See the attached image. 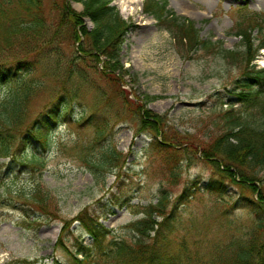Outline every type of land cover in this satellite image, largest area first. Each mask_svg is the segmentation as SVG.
Listing matches in <instances>:
<instances>
[{"label": "rangeland", "instance_id": "374dc122", "mask_svg": "<svg viewBox=\"0 0 264 264\" xmlns=\"http://www.w3.org/2000/svg\"><path fill=\"white\" fill-rule=\"evenodd\" d=\"M143 1L140 9L131 0L113 2L125 19L137 24L125 38L122 56L130 73L139 75V81L133 82L128 75L125 88L141 100L159 96L148 104V109L166 116L168 127L191 142L181 148L184 151L176 159V167L181 170L177 180L172 185L166 181L168 172L149 148L154 135L142 131L138 119L114 127L100 144H94L95 132L85 123L60 127L44 154L46 162L42 168L34 170L0 159V194L4 201L0 204V264L14 259L75 264L77 244L93 243L81 222L75 221L87 208L89 215L96 214L101 224L112 230L109 240L131 242L134 231L130 225L144 218L143 213L136 212L157 203L163 190L170 194L171 201L164 216H155L163 225L147 244L162 246L174 264H222L227 252L237 251L239 245L255 235L256 218L245 203L257 201L258 195L245 188L241 171L232 169L235 175L230 179L227 173L218 172L225 169L214 164L221 162L219 159L207 160L200 148L196 150V146L222 134V110L232 104L245 110L232 95L243 72L216 50L219 44L211 52L201 50L194 54L193 60L183 59L170 34L160 30L152 16L143 13ZM57 2L62 4L44 0L45 13L53 22L61 18ZM65 3L75 13L83 12L80 3ZM173 5L186 11H177ZM169 8L193 21L204 40L222 43L231 50L245 49L234 31L245 15H258L264 25V0H169ZM87 28L92 29V24ZM68 42L66 52L70 54L75 47ZM259 44L256 40L255 46ZM257 63L264 67V50ZM46 101L45 93L40 94L31 100L28 111L39 113ZM87 102L93 105V95H88ZM113 146L121 156L114 165L102 164L104 153ZM259 176L254 184L264 192V172ZM41 177L59 202L60 212L58 219L38 226L33 221L40 215L24 213L19 204H13L18 191L30 193ZM213 179L226 188L225 194L204 190L203 186ZM64 227V245L59 247L57 242Z\"/></svg>", "mask_w": 264, "mask_h": 264}, {"label": "trees", "instance_id": "16d2710c", "mask_svg": "<svg viewBox=\"0 0 264 264\" xmlns=\"http://www.w3.org/2000/svg\"><path fill=\"white\" fill-rule=\"evenodd\" d=\"M58 1L62 2L56 3L61 18L53 22L45 13L44 0H0V159L34 170L42 168L46 162L44 154L60 127L72 122L85 123L95 132L94 144H100L126 120L138 119L141 130L154 135L149 148L168 172L166 181L174 184L181 171L176 167V159L184 151L181 148L191 142L168 127L166 116L148 109V104L159 96L141 100L125 88L126 76L135 83L139 81V75L130 73L122 57L125 38L137 25L122 16L112 4L114 0H68L83 5L80 14L66 5L67 0ZM143 13L152 16L160 30L170 34L183 59L193 60L194 54L201 50L211 52L219 44L216 50L243 72L232 95L245 110H238L235 104L222 110V134L196 146V150L200 148L207 160L219 159L221 162L214 164L225 169L218 172L227 173L230 179L235 175L232 169L241 171L245 185L240 180L238 183L258 195L257 201L245 203L256 218L255 235L239 245L237 251L227 252L222 264H264V192L254 184L264 172V68L256 63L264 49V25L256 14H247L236 23L235 35L245 47L239 51L204 40L196 24L170 9L168 0H145ZM85 18L92 22V30L85 26ZM256 40L260 42L258 46ZM66 41L75 47L74 52H66ZM42 93L47 101L33 115L28 111L31 100ZM89 94L94 97L93 105L87 102ZM119 156L121 153L113 146L99 160L114 165ZM203 188L214 195L226 193V188L215 179ZM17 195L13 206L19 204L22 212L40 215L33 221L36 225L58 219L59 202L42 177L30 193L18 191ZM2 196L0 204L4 202ZM170 201V194L163 190L157 203L136 212L143 213L144 218L130 225L134 231L131 242L109 240L112 230L101 224L99 216L89 215V209H85L75 221L81 222L93 243L77 244L75 264H174L162 246L147 244L163 225L155 216H164ZM66 230L64 227L61 231L59 247L64 245ZM6 264L41 263L14 259Z\"/></svg>", "mask_w": 264, "mask_h": 264}, {"label": "bare ground", "instance_id": "6f19581e", "mask_svg": "<svg viewBox=\"0 0 264 264\" xmlns=\"http://www.w3.org/2000/svg\"><path fill=\"white\" fill-rule=\"evenodd\" d=\"M133 3H136L137 5H138V8L140 9V6H141V4H142V1L143 0H131ZM173 1V0H172ZM173 7L177 10V11H186V10H180L179 8H178V6H176V5H173ZM182 13V12H181Z\"/></svg>", "mask_w": 264, "mask_h": 264}]
</instances>
